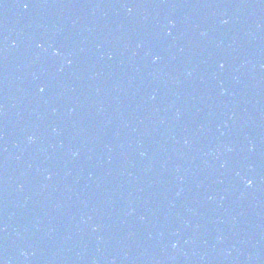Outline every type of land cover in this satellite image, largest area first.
Returning a JSON list of instances; mask_svg holds the SVG:
<instances>
[{"label":"water","instance_id":"obj_1","mask_svg":"<svg viewBox=\"0 0 264 264\" xmlns=\"http://www.w3.org/2000/svg\"><path fill=\"white\" fill-rule=\"evenodd\" d=\"M0 264H264V0H0Z\"/></svg>","mask_w":264,"mask_h":264},{"label":"snow or ice","instance_id":"obj_2","mask_svg":"<svg viewBox=\"0 0 264 264\" xmlns=\"http://www.w3.org/2000/svg\"><path fill=\"white\" fill-rule=\"evenodd\" d=\"M25 7H27V4H25ZM251 183V181H249Z\"/></svg>","mask_w":264,"mask_h":264},{"label":"clouds","instance_id":"obj_3","mask_svg":"<svg viewBox=\"0 0 264 264\" xmlns=\"http://www.w3.org/2000/svg\"><path fill=\"white\" fill-rule=\"evenodd\" d=\"M248 183L250 184V182L248 181Z\"/></svg>","mask_w":264,"mask_h":264}]
</instances>
